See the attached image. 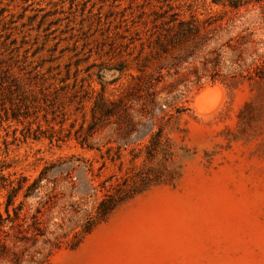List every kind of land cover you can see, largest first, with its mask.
<instances>
[{
    "label": "rangeland",
    "instance_id": "1",
    "mask_svg": "<svg viewBox=\"0 0 264 264\" xmlns=\"http://www.w3.org/2000/svg\"><path fill=\"white\" fill-rule=\"evenodd\" d=\"M170 8L183 19L224 18L212 44L224 54V77L174 91L177 78L164 70L152 120L142 111V75L157 78L160 65L152 59L142 73L144 44ZM242 37L252 42L239 58L225 44ZM239 70L245 77L233 82ZM6 71L24 85L32 109L0 124V173L32 181L57 166L39 197L28 201V212L57 195L51 209L43 207V219L48 238L63 243L54 249L41 241L22 264H264V3L237 12L211 0H0V72ZM101 94L133 99L140 132L127 144L114 123L91 139L92 149L76 139ZM161 127L174 143L181 179L122 205L71 249L103 197L101 184L142 169V152ZM73 156L80 166L69 178V165H58ZM6 194L0 192L4 216Z\"/></svg>",
    "mask_w": 264,
    "mask_h": 264
},
{
    "label": "trees",
    "instance_id": "2",
    "mask_svg": "<svg viewBox=\"0 0 264 264\" xmlns=\"http://www.w3.org/2000/svg\"><path fill=\"white\" fill-rule=\"evenodd\" d=\"M214 5H219L233 11L239 12L251 4L264 3V0H211ZM224 18L211 16L204 21L195 17L189 19L180 18L177 13L172 12V8L157 16L147 43L144 44L149 50V55L142 64V73L149 68L152 59L156 60L160 67L157 78H148L142 75V91L145 92L142 111L145 117L154 119V113L159 108L158 94L154 87L164 80L163 71L173 72L177 80L173 83L174 91L178 87L187 83L201 85L204 80L210 79L212 82L222 80L224 75L221 71L224 54L221 49L212 47L218 37L219 32L224 28ZM230 39L225 45L234 53H239L242 57V47L252 41L242 37V41H237L231 45ZM3 74V75H1ZM239 77H245L242 71H235L231 78L233 82ZM257 77L262 75L257 73ZM18 77L9 71L0 72V124L10 120L26 117L32 109L28 103V93L24 85H21ZM252 76L250 75V78ZM20 82V83H19ZM22 92L20 93V89ZM133 99L129 95H124L118 99L110 100L101 94L95 101L92 109V121L87 130L77 131L76 139L82 147L93 148L91 139L101 130L108 126L117 124L119 140L129 142L133 135L138 134L139 123L136 121ZM10 105L7 107V105ZM184 111L179 108L178 113ZM160 112H163L160 109ZM168 115V114H167ZM164 115L162 119H165ZM172 117H170L171 119ZM83 129V127H82ZM110 151V150H109ZM144 153V154H143ZM134 159L141 157V154L134 153ZM143 167L134 169L130 174L117 178L115 175L109 177L101 184L105 191L103 197L99 199L93 215H90L81 230L76 232L70 242V248H78L84 239L89 236L99 225L107 222L111 215L122 205L130 202L136 197L143 195L154 187L162 185L175 186L182 177L181 168L174 167L176 150L172 140L164 135L161 127L157 132L151 133L149 142L142 152ZM74 156L70 161H62L58 168L69 165L68 176L78 166L75 165ZM120 158V157H119ZM85 168L91 171L92 165L77 159ZM71 163V164H69ZM52 168H45L40 175L32 181L26 176L13 178L0 173V192L7 191L4 202V214L0 213V264H22L26 252L36 248L42 241L45 245L54 249L61 247L62 239L56 237L52 242L48 237L50 233L49 222L43 217L45 215L43 207L54 204L53 199L57 195L49 196L43 207H37L36 212L29 216L28 201L34 197H39L44 181L49 182L48 175ZM74 185V184H73ZM75 187V186H74ZM97 190L96 188H92ZM20 197L22 199L20 200ZM20 200V201H19ZM1 206V204H0ZM38 264H50L47 260Z\"/></svg>",
    "mask_w": 264,
    "mask_h": 264
},
{
    "label": "bare ground",
    "instance_id": "3",
    "mask_svg": "<svg viewBox=\"0 0 264 264\" xmlns=\"http://www.w3.org/2000/svg\"><path fill=\"white\" fill-rule=\"evenodd\" d=\"M197 104H198L199 108H201L199 99L197 100Z\"/></svg>",
    "mask_w": 264,
    "mask_h": 264
}]
</instances>
